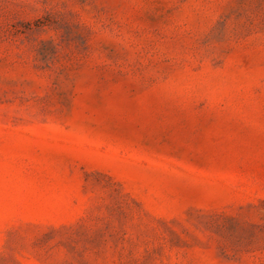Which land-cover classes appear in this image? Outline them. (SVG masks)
<instances>
[{
  "label": "rangeland",
  "instance_id": "obj_1",
  "mask_svg": "<svg viewBox=\"0 0 264 264\" xmlns=\"http://www.w3.org/2000/svg\"><path fill=\"white\" fill-rule=\"evenodd\" d=\"M0 264H264V0H0Z\"/></svg>",
  "mask_w": 264,
  "mask_h": 264
}]
</instances>
